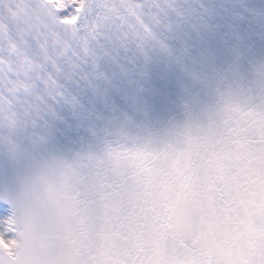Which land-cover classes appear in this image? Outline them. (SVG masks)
Here are the masks:
<instances>
[{
  "label": "snow or ice",
  "instance_id": "snow-or-ice-1",
  "mask_svg": "<svg viewBox=\"0 0 264 264\" xmlns=\"http://www.w3.org/2000/svg\"><path fill=\"white\" fill-rule=\"evenodd\" d=\"M0 264H264V0H0Z\"/></svg>",
  "mask_w": 264,
  "mask_h": 264
}]
</instances>
